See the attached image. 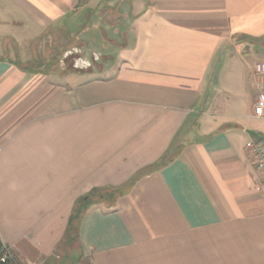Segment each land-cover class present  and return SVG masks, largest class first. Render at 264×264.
<instances>
[{
	"label": "crops",
	"instance_id": "0c3cea01",
	"mask_svg": "<svg viewBox=\"0 0 264 264\" xmlns=\"http://www.w3.org/2000/svg\"><path fill=\"white\" fill-rule=\"evenodd\" d=\"M105 1L0 0V242L21 264H264V0ZM92 44L96 69L32 66ZM119 186L65 242L76 200Z\"/></svg>",
	"mask_w": 264,
	"mask_h": 264
},
{
	"label": "built area",
	"instance_id": "2783aa9c",
	"mask_svg": "<svg viewBox=\"0 0 264 264\" xmlns=\"http://www.w3.org/2000/svg\"><path fill=\"white\" fill-rule=\"evenodd\" d=\"M68 52L71 53V51ZM69 53H66V56ZM97 58V55L92 56L93 60ZM78 60L85 63L81 56H78V59H76V64ZM88 64L90 63L88 62ZM253 78L257 93L253 102L252 114L255 118L264 120V60L255 62L253 66ZM247 150L254 159L256 169L261 173L264 180V139H252L247 144ZM0 264H21L12 246L8 243L0 242Z\"/></svg>",
	"mask_w": 264,
	"mask_h": 264
},
{
	"label": "rangeland",
	"instance_id": "374dc122",
	"mask_svg": "<svg viewBox=\"0 0 264 264\" xmlns=\"http://www.w3.org/2000/svg\"><path fill=\"white\" fill-rule=\"evenodd\" d=\"M103 2H104L103 6L105 7L107 5V1L103 0ZM89 19H90V15H89ZM42 43H40V44H42ZM22 44L26 45V48H27L26 50L31 51V47L29 48V45H30L29 42L25 41V42H22ZM91 46H92L91 48H85L83 51L77 47H71L64 52L62 51V53L60 55V58H61L60 63H58V64H54L52 62V58H50L49 63H44L47 60V58H43V56H40V58H39L40 63L35 61L36 64H33L32 66L34 68H36L37 66L47 68V69L51 68L52 70H55V71L59 70L61 72H64L67 70L68 71H85V70L96 69L99 67V63H101V60H102L101 56H102V53L105 52V50H104V48H102L101 46H98V45L92 44ZM262 50H264V48H262ZM68 51H71V53H69ZM66 53H69V54L66 56ZM93 55H97L98 58L96 60H93L92 59ZM78 56H81V58L85 61V63H83L81 60H78V63L76 64V59H78ZM255 58H256V54L254 52H251L250 54L246 55V60H247L248 64H252V62H253V60H255ZM58 60H59V58H58ZM88 62L90 64H88ZM249 103H248L246 109L244 110V113H246V114H248L249 112L252 113L253 101L251 103L249 100ZM255 121H257V124H259L260 127L264 128V120L263 119L261 120V119L255 118ZM72 246H74V244Z\"/></svg>",
	"mask_w": 264,
	"mask_h": 264
},
{
	"label": "trees",
	"instance_id": "16d2710c",
	"mask_svg": "<svg viewBox=\"0 0 264 264\" xmlns=\"http://www.w3.org/2000/svg\"><path fill=\"white\" fill-rule=\"evenodd\" d=\"M167 158V155L163 156L155 163V166H161L164 163L168 162L170 159ZM137 176L138 174L135 175L133 179L137 178ZM121 194H123L122 186L103 188L95 187L85 195L80 196L73 206L72 213L69 218L68 227L65 232L64 241L69 244H73L76 242L78 238L79 224L84 213L90 206L98 203H107L110 206L114 204L117 197Z\"/></svg>",
	"mask_w": 264,
	"mask_h": 264
}]
</instances>
